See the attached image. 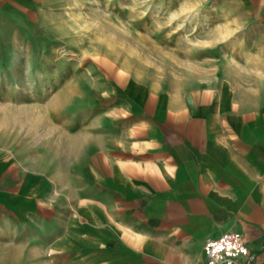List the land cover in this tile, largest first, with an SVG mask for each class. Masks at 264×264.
<instances>
[{
  "label": "crops",
  "instance_id": "0c3cea01",
  "mask_svg": "<svg viewBox=\"0 0 264 264\" xmlns=\"http://www.w3.org/2000/svg\"><path fill=\"white\" fill-rule=\"evenodd\" d=\"M179 1L170 3L191 0ZM72 2L81 4L0 0V92L35 83L76 92L74 111L46 119L42 132L29 125L26 150L15 147L18 133L0 132V222H32L25 231L0 227V264H205L203 243L226 232L247 248L235 264H264V0H192L220 18L209 21L211 41L187 42L186 54L201 61L184 73L172 59L149 76L110 61L109 46L94 54L107 76L67 74L66 58L36 52L51 41L39 34L52 11ZM59 17L52 22L67 27ZM227 41L221 53L212 47ZM19 114L6 113L14 130Z\"/></svg>",
  "mask_w": 264,
  "mask_h": 264
},
{
  "label": "rangeland",
  "instance_id": "374dc122",
  "mask_svg": "<svg viewBox=\"0 0 264 264\" xmlns=\"http://www.w3.org/2000/svg\"><path fill=\"white\" fill-rule=\"evenodd\" d=\"M181 1L183 0L179 2ZM189 2V6L183 7L180 6V3L179 6L174 2L170 3V0H81L80 5H74L72 2V5L68 6L66 10L52 11L50 28L39 34L44 41L47 42L48 39L51 41L44 46V50L36 44V52L51 54L53 58H66L64 65L67 74L72 75L75 71L78 74V71L82 70L84 76L87 73L95 72L107 76V70L110 66L94 57L97 52H105L107 46L116 50L115 54L111 56L112 58L109 59L106 56L107 59L119 64L121 67L125 64L127 69L138 70L144 76L154 74L160 65L164 68L170 67L172 59L177 63L178 69L185 73L188 66L201 61V59L195 60L186 54L185 50L187 44H189L187 42H196L191 46L197 49L200 48L202 41H211V38L215 36V30L213 29L214 24L209 21L220 20L218 15L214 16L208 13V2L200 4H197V2L192 3V0ZM177 7V13H172L171 11L177 9ZM57 15L67 21V27L60 28L57 22H52L59 17ZM221 19L226 20L229 17L227 15ZM171 20L178 21V24L176 23L177 25L173 28H170V23L167 24ZM160 23H162V26L167 24L168 27L160 28ZM227 31L233 37L238 34V31L234 29ZM228 42L225 46L224 44H215L212 47L217 53H221L224 47L229 46ZM120 45L124 47L117 50L116 47L118 48ZM174 45L180 50L179 53H173L172 47ZM248 51L250 52L251 49L248 48ZM162 53H167V58H161ZM58 59L52 60L55 67L58 64ZM259 62L264 64V60H259ZM247 64L249 65V62ZM34 86V91L21 93L0 92V125H2L0 126V132L9 135L12 132L14 134L18 133L19 139L15 142V147H19L20 150L29 148L30 143L22 140L29 124H31V127L29 126L31 129L35 126L36 132H42V123L46 119L49 118L56 123L59 116L63 115L64 112L74 111L73 107L76 100L74 88L50 93L37 91V83ZM46 103L50 105L43 107ZM62 106L66 107L62 109ZM11 107L18 108L19 112L22 113L19 114L16 130L11 128L10 120L6 118L9 117L6 116V113H10ZM27 108L31 114H34L33 118H30L31 121L26 119L25 116ZM25 122L27 125L24 124ZM8 142L3 141L6 144ZM38 144L41 145V142L36 141L35 146L37 147ZM21 159H24V157L20 156V161ZM71 161H73V158L67 157V164H70ZM1 212L11 213L9 210H1ZM34 214L35 224H42L43 210L36 208ZM6 222L8 224L5 225ZM31 223V221L28 222L20 217L17 219L13 217L2 223L0 222V227L25 231L30 229L29 224ZM36 243H38L37 240ZM60 256L58 253H53L52 261L57 263Z\"/></svg>",
  "mask_w": 264,
  "mask_h": 264
},
{
  "label": "built area",
  "instance_id": "2783aa9c",
  "mask_svg": "<svg viewBox=\"0 0 264 264\" xmlns=\"http://www.w3.org/2000/svg\"><path fill=\"white\" fill-rule=\"evenodd\" d=\"M202 252L205 264H235L238 259L247 258V248L237 232L205 240Z\"/></svg>",
  "mask_w": 264,
  "mask_h": 264
},
{
  "label": "bare ground",
  "instance_id": "6f19581e",
  "mask_svg": "<svg viewBox=\"0 0 264 264\" xmlns=\"http://www.w3.org/2000/svg\"><path fill=\"white\" fill-rule=\"evenodd\" d=\"M15 109H16V108H15ZM7 110H8V109H7ZM22 111H23V110H22ZM4 113H6V112H4ZM20 113H21V111H20ZM21 114H22V113H21ZM14 115H15V114H14ZM4 116H5V114H4ZM4 116H3V117H4ZM6 116H7V115H6ZM18 116H19V115H18ZM12 117H13V115H12ZM21 117H22V116H21ZM7 118H10V117H7ZM14 118H15V117H14ZM14 118H13V119H14ZM17 118H18V117H17ZM24 119H25V118H24ZM26 119H27V118H26ZM26 119H25V120H26ZM6 120H7V119H6ZM6 120H5V121H6ZM29 120L31 121V119H29ZM16 121H17V120H16ZM20 121H21V120H20ZM10 122H11V121H10ZM22 122H23V121H22ZM13 123H14V122H13ZM13 123H12V124H13ZM22 124H23V123H22ZM24 124H26V122H25ZM26 125H27V124H26ZM26 125H25V126H26ZM29 125L31 126V124H29ZM28 127H29V126H28ZM30 130H32V129H30ZM35 135H36V134H35ZM32 136H33V135H32ZM36 136H37V135H36ZM47 136H48V135H47ZM54 139H55V138H54ZM36 140H37V139H36ZM54 141H55V140H54ZM52 143H54V142H52ZM55 145H56V144H55ZM56 146H57V145H56ZM71 148H72V147H71ZM73 148H74V147H73ZM61 150H62V149H61ZM73 152H74V151H73ZM71 153H72V152H71ZM32 163H33V162H32Z\"/></svg>",
  "mask_w": 264,
  "mask_h": 264
}]
</instances>
